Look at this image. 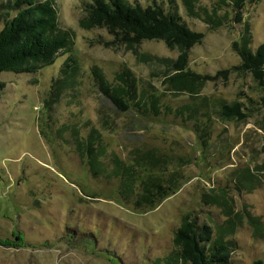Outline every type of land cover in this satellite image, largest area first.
<instances>
[{"label": "rangeland", "instance_id": "1", "mask_svg": "<svg viewBox=\"0 0 264 264\" xmlns=\"http://www.w3.org/2000/svg\"><path fill=\"white\" fill-rule=\"evenodd\" d=\"M82 1L54 0L59 22L74 32L72 53L84 73L78 92L64 93L51 111L43 105L67 55L34 73L0 74V264H164L188 212L230 241V264L264 261V87L236 68L240 57L232 48L245 24L252 49L264 40V0H248L243 23L232 29H210L173 0L187 25L203 33L188 51L186 83L171 79L169 60L178 50L163 41L142 40L136 51L150 60L141 61L127 44L106 45L112 36L105 28H81ZM192 1L210 10L213 0ZM93 65L109 82L127 66L145 105L115 110L94 82ZM232 101L241 103L244 117H222L221 104ZM98 111L111 129L104 141L122 159L150 148L172 157L169 169L184 179L175 193L135 209L120 199L118 179L90 174L66 132L48 140L41 134L47 124L57 130L89 119L101 126ZM203 193L215 200L202 203Z\"/></svg>", "mask_w": 264, "mask_h": 264}, {"label": "trees", "instance_id": "2", "mask_svg": "<svg viewBox=\"0 0 264 264\" xmlns=\"http://www.w3.org/2000/svg\"><path fill=\"white\" fill-rule=\"evenodd\" d=\"M182 1L187 13L200 16L208 28L227 26L232 29L243 23L242 9L248 0H213L210 10L196 6L192 0ZM81 11L78 20L81 28H105L112 36L106 45L127 44L135 50L138 60H150L148 54L136 51V46L144 39L161 40L168 48H176L177 57L169 60V68L175 72L171 79L186 83L182 77L187 80L189 75L188 51L202 39L203 33L187 25L173 0H167V5L163 0H152L146 5L128 0H83ZM10 12L14 14L10 15ZM2 15L0 74L34 73L53 63L58 56L67 55L58 76L52 79L43 105L51 111L64 93L69 94V90L78 92L84 73L72 53L74 32L59 22L54 0H0V17ZM251 41L249 25L245 24L240 40L232 43L233 50L240 57L236 68L251 73L264 87V40L255 49L250 47ZM90 71L100 93L115 110L125 112L145 105L144 92L138 94L139 81L127 66L122 65L115 72L113 82H109L95 65ZM3 85L4 82L0 81V91ZM149 104L155 111L157 105L152 99ZM181 110L175 111L180 113ZM98 113L101 117L100 111ZM220 113L227 118L245 116L238 101L222 103ZM105 117H101V126L92 124L89 119L84 124L80 121L63 123L57 130L47 124V128L41 127V134L48 140L66 132L77 154L86 159L90 174L94 178L118 179L120 199L135 209L150 208L175 193L184 179L178 170L169 169L172 157L150 148L136 149L128 159H122L115 151L109 150L104 141L103 131L111 130ZM82 128L86 129L83 133ZM214 200V195H201L202 203ZM229 244L230 241H224L220 236L214 237L209 225L199 224L196 216L188 212L181 217V224L174 231L173 248L164 258V264H230L232 249ZM252 264H264V261L258 259Z\"/></svg>", "mask_w": 264, "mask_h": 264}]
</instances>
